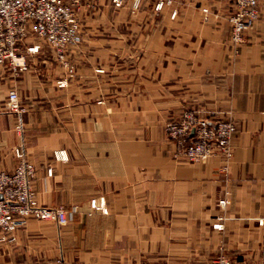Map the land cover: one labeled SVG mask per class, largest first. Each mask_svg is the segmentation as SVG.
<instances>
[{
	"label": "crops",
	"instance_id": "1",
	"mask_svg": "<svg viewBox=\"0 0 264 264\" xmlns=\"http://www.w3.org/2000/svg\"><path fill=\"white\" fill-rule=\"evenodd\" d=\"M158 1L147 4V39L125 68L129 91L119 90L123 64L108 71L104 40L98 64L84 60L63 89L0 67V173H13L23 150L40 205L71 215L65 225L27 219L14 243L0 242V264H264V0L239 48L231 0H166L157 12ZM108 73L119 74L117 91ZM12 89L21 114L8 109ZM124 104L132 119L116 117ZM190 110L236 125L232 158L175 157L164 126Z\"/></svg>",
	"mask_w": 264,
	"mask_h": 264
},
{
	"label": "built area",
	"instance_id": "2",
	"mask_svg": "<svg viewBox=\"0 0 264 264\" xmlns=\"http://www.w3.org/2000/svg\"><path fill=\"white\" fill-rule=\"evenodd\" d=\"M85 0H0V67L9 66L24 70L21 47L30 34L45 39L49 45L62 52L65 48L81 43L76 11ZM122 7L126 0H111ZM139 7L141 0H134ZM228 17L231 41L236 48L246 42L247 33L260 19L259 0H231ZM162 3L156 8L160 9ZM32 51V50H30ZM9 111L20 114L23 110L19 95L12 91L8 96ZM203 117L199 111H190L177 124L167 127L169 138L176 144V156L189 162H205L233 156L232 140L236 125L217 119L214 114ZM214 124V125H213ZM17 168L11 174L0 173V242L14 243L16 234L24 228L26 220L57 221L68 224L71 215L63 208L40 205L32 188L35 175L33 164L25 152L15 150ZM226 201L221 202L226 206ZM93 208L98 209L93 202ZM264 229V215L258 219ZM218 227V226H216ZM218 228H221L220 226ZM220 264H227L224 260Z\"/></svg>",
	"mask_w": 264,
	"mask_h": 264
},
{
	"label": "rangeland",
	"instance_id": "3",
	"mask_svg": "<svg viewBox=\"0 0 264 264\" xmlns=\"http://www.w3.org/2000/svg\"><path fill=\"white\" fill-rule=\"evenodd\" d=\"M148 2L149 0H141L140 6L135 7L134 0H126L122 7H116L111 0H85L76 11V15L79 22V33L82 40L81 43L75 46L65 48L64 50H62V52H59L57 49L49 45L45 39H42L36 36L35 34H30L26 40V45L24 44L21 47V52L22 54H24V60L22 63L25 66V69L22 71H32L34 73L42 75L46 78L45 80L48 81L47 83L49 85H54L58 89L66 88L68 86L69 81H71L72 76L75 75V73L77 72V68L82 66L84 60L94 62L95 65L98 64V56H104V48H101V52L99 54V47L97 42L98 40H104L107 42V45L105 47V64H107L108 66V71L114 72V68L119 69L123 64L124 71L122 72H124V75L120 76L124 78V86L127 87L120 88L119 90L122 92L129 91L131 86L125 80L126 76L130 75L128 71H126L127 69L125 68H127V66H130V63L127 62L130 61L131 55L135 53V51H138L137 49L140 48L138 46L144 43L147 39L146 23L148 21L149 16H147L146 9ZM161 3L162 6L160 7V9H157L156 7ZM165 3L168 2L166 0H159L158 3L155 5V11H161ZM130 9H132V12L129 11ZM172 17H175V14H173ZM160 21H162V18H160ZM27 41L28 43H34L35 46H40L38 51L30 52L31 48H28L29 46ZM15 71L20 72V70ZM117 76H119L118 73ZM117 76L116 74L108 73V89L111 87H115L113 91H117L118 89L116 87L122 85V80H119L121 84H118V82H116L117 80H115V77ZM127 79L129 80V78ZM12 91L16 90L12 89L10 92ZM119 99H121V96L108 94L105 101L114 103L118 102ZM19 100L23 110L22 112H24V107L22 105L20 95ZM131 101L132 99L130 95H124L122 100H120L119 102L129 103ZM126 106L130 107V105L124 104V111L116 112L117 118L122 117L127 120L133 118L134 114L131 115V112L126 111ZM194 111L201 112V115L203 117H210L213 113L217 119H222L218 118L215 112H210L209 110ZM110 113L113 114L115 112L108 111V115H110ZM179 121V119H170L166 122L164 126V131L168 138L169 135L167 133V127L170 124H177ZM169 140L173 144H175L172 139L169 138ZM57 144V140L47 138L45 140L46 151L53 152V147H56ZM174 155L177 158L176 149ZM28 160L31 164H33L30 159ZM34 169L36 175L35 166ZM34 178L32 180V188L37 198V194L34 188ZM256 263L257 262L254 259H247L245 257H242V262L240 264ZM24 264L36 263L34 262V260H30Z\"/></svg>",
	"mask_w": 264,
	"mask_h": 264
},
{
	"label": "water",
	"instance_id": "4",
	"mask_svg": "<svg viewBox=\"0 0 264 264\" xmlns=\"http://www.w3.org/2000/svg\"><path fill=\"white\" fill-rule=\"evenodd\" d=\"M214 125V124H213Z\"/></svg>",
	"mask_w": 264,
	"mask_h": 264
}]
</instances>
